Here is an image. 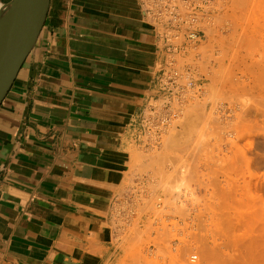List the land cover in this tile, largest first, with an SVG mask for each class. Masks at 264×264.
<instances>
[{
	"label": "crops",
	"instance_id": "crops-1",
	"mask_svg": "<svg viewBox=\"0 0 264 264\" xmlns=\"http://www.w3.org/2000/svg\"><path fill=\"white\" fill-rule=\"evenodd\" d=\"M163 66L138 0L49 1L0 104V264L108 262Z\"/></svg>",
	"mask_w": 264,
	"mask_h": 264
},
{
	"label": "rangeland",
	"instance_id": "rangeland-1",
	"mask_svg": "<svg viewBox=\"0 0 264 264\" xmlns=\"http://www.w3.org/2000/svg\"><path fill=\"white\" fill-rule=\"evenodd\" d=\"M216 1L195 51L163 48L162 101L129 147V217L106 264H264V0Z\"/></svg>",
	"mask_w": 264,
	"mask_h": 264
},
{
	"label": "water",
	"instance_id": "water-1",
	"mask_svg": "<svg viewBox=\"0 0 264 264\" xmlns=\"http://www.w3.org/2000/svg\"><path fill=\"white\" fill-rule=\"evenodd\" d=\"M49 1H0V104L36 44Z\"/></svg>",
	"mask_w": 264,
	"mask_h": 264
},
{
	"label": "built area",
	"instance_id": "built-area-1",
	"mask_svg": "<svg viewBox=\"0 0 264 264\" xmlns=\"http://www.w3.org/2000/svg\"><path fill=\"white\" fill-rule=\"evenodd\" d=\"M138 2L157 26L163 48L170 56L195 51L202 40L200 31L203 24H208L212 20L210 8L213 0H138ZM177 76V72L169 73L172 85L173 82L176 83Z\"/></svg>",
	"mask_w": 264,
	"mask_h": 264
},
{
	"label": "bare ground",
	"instance_id": "bare-ground-1",
	"mask_svg": "<svg viewBox=\"0 0 264 264\" xmlns=\"http://www.w3.org/2000/svg\"><path fill=\"white\" fill-rule=\"evenodd\" d=\"M217 1H219V0H217ZM217 1H216V2H217ZM216 2H215V3H216ZM219 3H220V2H219ZM222 4H223V3H222ZM222 4H221V6H222ZM224 6H225V5H224ZM215 7H216V4H215ZM213 16H215V15H213ZM216 16H217V15H216ZM219 16H220V14H219ZM219 16H218V17H219ZM214 18H215V17H214ZM221 19H222V18H221ZM213 21H214V19L212 20V22H213ZM217 21H218V20H216V22H217ZM213 23H214V22H213ZM208 24H209V23H208ZM215 24H216V23H215ZM217 24H218V22H217ZM212 25H213V24H212ZM219 25H220V24H219ZM217 27H218V26H217ZM206 29L209 31V29H208V27H207V28H205V31H204L205 33H206V31H207ZM211 30H212V26H211ZM211 30H210V31H211ZM213 30H215V29H213ZM213 30H212V31H213ZM210 31H209V32H210ZM191 54H192V53H191ZM184 55H185V54H184ZM189 56H190V55H189ZM184 58H185V57H184ZM200 58H201V57H200ZM177 59H178V58H177ZM181 59H182V58H181ZM201 59H202V58H201ZM178 60H179V59H178ZM181 61H182V60H181ZM186 61H187V60H186ZM176 62H177V61H176ZM189 62H190V61H189ZM189 62H188V63H189ZM192 63H193V62H192ZM173 64H175V63H173ZM186 64H187V63H186ZM171 66H172V64H171ZM174 67H175V66H174ZM177 70H178V69H177ZM176 72H177V71H176ZM180 72H181V70H179V73H180ZM182 73H183V71H182ZM186 74H187V73H186ZM183 75H184V74H183ZM168 77H169V76H168ZM183 78H184V77H183ZM183 78H182V79H183ZM186 78H188V77H186ZM178 79H179V78H178ZM184 79H185V78H184ZM180 80H181V79H180ZM180 80H178V81H180ZM176 81H177V79H176ZM184 81H185V80H184ZM168 83H169V82H168ZM188 86H189V85H188ZM170 87H171V86H170ZM186 87H187V86H186ZM174 88H175V87H174ZM174 88H172V89H174ZM188 88H189V87H188ZM159 101H162V100L160 99ZM152 102H153V101H152ZM154 102H155V101H154ZM159 103H160V102H159ZM159 103H158V104H159ZM152 106H153V105H152ZM159 106H160V104H159ZM159 106H158V107H159ZM171 110H172V109H171ZM147 111H148V110H147ZM157 111H158V110H157ZM160 111H161V110H160ZM149 112H150V110H149ZM149 112H148V113H149ZM167 112H168V111H167ZM165 113H166V112H165ZM172 113H173V112H172ZM173 114H174V113H173ZM174 115H175V114H174ZM170 116H171V114H170ZM149 117H150V116H149ZM146 118H148V117H146ZM149 119H150V118H149ZM155 120H156V119H155ZM160 120H161V119H160ZM175 120H176V119H175ZM175 120H174V121H175ZM172 121H173V120H172ZM156 122H157V121H156ZM168 122H169V121H168ZM161 123H162V122H161ZM152 124H153V123H152ZM172 124H173V123H172ZM149 125H150V124H149ZM167 125H168V124H167ZM153 127H154V126H153ZM158 127H159V126H158ZM160 127H161V126H160ZM164 127H165V126H164ZM150 128H151V127H150ZM162 128H163V127H162ZM152 129H153V128H152ZM154 129H155V128H154ZM152 132H153V131H152ZM143 135H144V134H143ZM158 135H159V134H158ZM147 137H148V136H147ZM148 138H149V137H148ZM151 138H153V137H151ZM156 138H157V137H156ZM144 139H145V137H144ZM153 139H154V138H153ZM153 139H152V140H153ZM149 142H150V141H149ZM149 142H148V143H149ZM156 142H157V141H156ZM148 143H147V144H148ZM161 145H162V144H161ZM161 145H160V146H161ZM162 146H163V145H162ZM144 149H145V148H144ZM148 150H149V149H148ZM150 150H151V149H150ZM138 151H139V150H138ZM138 151H137V152H138ZM137 152H136V153H137ZM155 152H156V151H155ZM132 153H134V152H132ZM138 153H139V152H138ZM145 153H146V152H145ZM145 153H144V154H145ZM139 154H140V153H139ZM151 154H152V152H151ZM137 155H138V154L133 155V156H135V158H136ZM141 155H142V151H141ZM138 156H139V155H138ZM146 156H147V155H146ZM152 156H153V155H152ZM148 157H149V156H148ZM150 157H151V156H150ZM133 158H134V157H133ZM140 158H144V155H143V157H140ZM140 158H138V160H139ZM151 158H152V157H151ZM155 160H157V159L155 158L154 161H155ZM156 162H157V161H156ZM156 162H153V163H156ZM138 163H139V162H138ZM153 163H152L151 165H153ZM140 164H141V162H140ZM137 166H138V164H137ZM143 166H145V164H144V165H141L140 167L143 168ZM141 168H139V169H141ZM144 169H146V168H144ZM137 170H138V169H137ZM139 173H141V172H139ZM137 175H138V174H137ZM137 175H136V176H137ZM191 256H192V255H191ZM192 257H194V256H192ZM195 257H196V255H195ZM195 257H194V258H195ZM180 258H181V257H180ZM189 258H190V257H189ZM181 259H182V258H181ZM189 260H190V259H189ZM191 260H193V259L191 258Z\"/></svg>",
	"mask_w": 264,
	"mask_h": 264
}]
</instances>
